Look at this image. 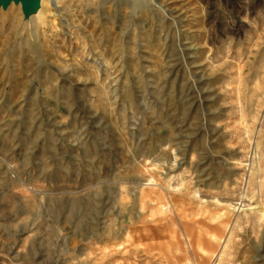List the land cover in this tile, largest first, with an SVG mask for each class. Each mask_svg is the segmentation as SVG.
<instances>
[{
	"label": "rangeland",
	"instance_id": "1",
	"mask_svg": "<svg viewBox=\"0 0 264 264\" xmlns=\"http://www.w3.org/2000/svg\"><path fill=\"white\" fill-rule=\"evenodd\" d=\"M159 1L0 34V264H264V0Z\"/></svg>",
	"mask_w": 264,
	"mask_h": 264
},
{
	"label": "bare ground",
	"instance_id": "2",
	"mask_svg": "<svg viewBox=\"0 0 264 264\" xmlns=\"http://www.w3.org/2000/svg\"><path fill=\"white\" fill-rule=\"evenodd\" d=\"M66 1L72 2L76 0H27L26 2H24L23 0H7V1L0 0V34L5 35V40H7V38L9 37L10 44L8 45L10 47L8 46L9 47L8 53L15 54L20 51H34L35 49L43 50V45L46 38L45 37L46 31L49 30L51 27L50 5L53 4H55V6L58 4L64 5L66 4ZM77 1L80 2L82 0H77ZM88 2L92 10L94 9L93 7L95 6L94 9L95 11L96 10L100 11L99 7H104L105 5L111 6L112 15L114 16V18L115 19H117L118 17L122 18L121 27L117 24L118 25L117 28L119 30H113V29L112 30L116 34L117 36L116 38L122 41L123 44L126 45L127 43L128 44L131 43L132 45L133 41L137 37V36L134 37V33L132 32V34H130L129 31L131 29L130 28L131 26L134 25L132 28L135 27L136 17H139L138 19L142 18V20H144L143 19L144 8L147 7L148 12H152L157 15L165 12V10L164 11L162 10L161 8L162 4L161 5L159 4L160 2L159 0H88ZM169 12H170L169 19L172 20V23L167 24L166 22L165 24H163V26L161 27L162 31L163 30L165 31L166 29L170 28V26L173 25L174 23H178V22L180 23V20H182L180 19V16L175 15V13H173L172 11ZM181 23H183V21ZM122 69H124L125 73L124 72L123 73L125 75L130 74L131 70L128 71V69H130L129 65L124 66ZM129 95L130 92L128 93V96ZM156 186L158 187L159 185L156 184ZM141 191L140 192L142 193V196H144V189L142 188ZM90 199L91 200L89 206L92 208V215H96L98 214V212H100L101 209L100 205L102 204V202L100 196L98 194H95L94 197ZM77 206H78L77 204L72 205L69 211L70 214H72L71 211L76 209ZM78 226L81 225L78 224ZM126 232H129V230L128 231L126 230Z\"/></svg>",
	"mask_w": 264,
	"mask_h": 264
},
{
	"label": "water",
	"instance_id": "3",
	"mask_svg": "<svg viewBox=\"0 0 264 264\" xmlns=\"http://www.w3.org/2000/svg\"><path fill=\"white\" fill-rule=\"evenodd\" d=\"M4 1H7V0H4ZM24 2H26L27 0H23Z\"/></svg>",
	"mask_w": 264,
	"mask_h": 264
}]
</instances>
